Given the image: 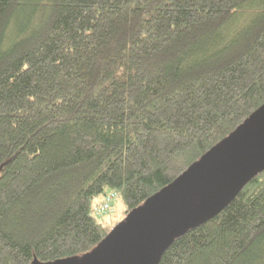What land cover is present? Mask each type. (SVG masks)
Listing matches in <instances>:
<instances>
[{"label":"trees","instance_id":"trees-1","mask_svg":"<svg viewBox=\"0 0 264 264\" xmlns=\"http://www.w3.org/2000/svg\"><path fill=\"white\" fill-rule=\"evenodd\" d=\"M264 102V0H0V264L81 255ZM103 198V197H102ZM158 264H264V170Z\"/></svg>","mask_w":264,"mask_h":264},{"label":"water","instance_id":"water-1","mask_svg":"<svg viewBox=\"0 0 264 264\" xmlns=\"http://www.w3.org/2000/svg\"><path fill=\"white\" fill-rule=\"evenodd\" d=\"M1 168V166H0ZM264 170V102L81 255L30 264H158L176 237L220 212Z\"/></svg>","mask_w":264,"mask_h":264},{"label":"rangeland","instance_id":"rangeland-1","mask_svg":"<svg viewBox=\"0 0 264 264\" xmlns=\"http://www.w3.org/2000/svg\"><path fill=\"white\" fill-rule=\"evenodd\" d=\"M103 196H98L97 202L102 200ZM126 204L122 197H119L113 204V210L103 215L102 217H97L102 222H107L109 224H116L119 220H121L125 215ZM112 228V227H111Z\"/></svg>","mask_w":264,"mask_h":264},{"label":"built area","instance_id":"built-area-1","mask_svg":"<svg viewBox=\"0 0 264 264\" xmlns=\"http://www.w3.org/2000/svg\"><path fill=\"white\" fill-rule=\"evenodd\" d=\"M118 199V192L115 190H108L102 200H100L94 206V213L98 217H102L103 215L107 214L108 212L113 210V204Z\"/></svg>","mask_w":264,"mask_h":264}]
</instances>
